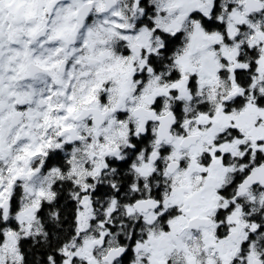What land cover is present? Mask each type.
<instances>
[{"label":"snow or ice","instance_id":"obj_1","mask_svg":"<svg viewBox=\"0 0 264 264\" xmlns=\"http://www.w3.org/2000/svg\"><path fill=\"white\" fill-rule=\"evenodd\" d=\"M0 264H264V0H0Z\"/></svg>","mask_w":264,"mask_h":264}]
</instances>
